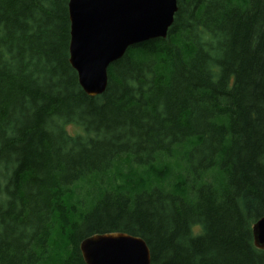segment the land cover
<instances>
[{
  "label": "trees",
  "instance_id": "trees-1",
  "mask_svg": "<svg viewBox=\"0 0 264 264\" xmlns=\"http://www.w3.org/2000/svg\"><path fill=\"white\" fill-rule=\"evenodd\" d=\"M69 30L68 0H0V264H86L114 231L150 264H264V0H177L96 96Z\"/></svg>",
  "mask_w": 264,
  "mask_h": 264
},
{
  "label": "water",
  "instance_id": "water-1",
  "mask_svg": "<svg viewBox=\"0 0 264 264\" xmlns=\"http://www.w3.org/2000/svg\"><path fill=\"white\" fill-rule=\"evenodd\" d=\"M177 11V0H68L69 64L88 96L104 92L108 67L129 47L164 38ZM252 240L264 250V215L252 224ZM86 264H150L143 238L126 232L96 233L79 243Z\"/></svg>",
  "mask_w": 264,
  "mask_h": 264
},
{
  "label": "rangeland",
  "instance_id": "rangeland-1",
  "mask_svg": "<svg viewBox=\"0 0 264 264\" xmlns=\"http://www.w3.org/2000/svg\"><path fill=\"white\" fill-rule=\"evenodd\" d=\"M68 129L71 131V130H73V129H75V128H74V126H69ZM75 132H76V131H75Z\"/></svg>",
  "mask_w": 264,
  "mask_h": 264
}]
</instances>
